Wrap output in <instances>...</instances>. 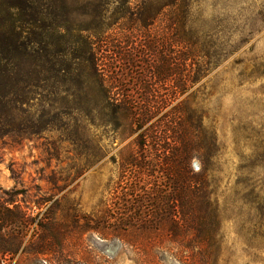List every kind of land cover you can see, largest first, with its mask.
Wrapping results in <instances>:
<instances>
[{
	"label": "rangeland",
	"instance_id": "rangeland-1",
	"mask_svg": "<svg viewBox=\"0 0 264 264\" xmlns=\"http://www.w3.org/2000/svg\"><path fill=\"white\" fill-rule=\"evenodd\" d=\"M162 2L68 0L73 27L90 30L83 34L95 43L111 96L141 107L143 93L158 111L141 130L120 116L110 123L97 92L87 95L69 75L62 84L51 79L48 97L31 104L43 130L18 143L0 139V205L16 207L13 230L0 224V248L11 250L0 264H205L155 234L126 232L117 219L125 159L137 153L140 132L169 122L180 101L202 114L217 145L208 175L221 248L206 264H264V0H190L189 24L214 51L199 58L198 81L195 58L180 60L187 48L177 44L174 9L161 10ZM141 3L153 13L144 26L118 20V11L138 13ZM155 67L165 76L150 74ZM190 164L201 169L197 158Z\"/></svg>",
	"mask_w": 264,
	"mask_h": 264
},
{
	"label": "trees",
	"instance_id": "trees-1",
	"mask_svg": "<svg viewBox=\"0 0 264 264\" xmlns=\"http://www.w3.org/2000/svg\"><path fill=\"white\" fill-rule=\"evenodd\" d=\"M108 6L101 5L103 11ZM190 7V0H164L161 10L174 9L177 44L187 48L180 60L186 63L195 58L198 81L203 64L199 58H212L214 51L212 44L202 42L189 24ZM70 15L68 0H0V139L18 143L37 136L43 122L31 114L33 100L48 97L51 79L62 84L68 75L87 95L99 94L94 98L110 117L108 122L114 123L120 116L141 130L153 119L158 102L149 96L141 94V107L132 106L128 98L111 96L104 72L96 62L95 43L83 34L90 30L75 29ZM116 15L118 20L130 19L140 26L153 18L146 3L139 4L138 13L121 10ZM128 62L134 67V60ZM154 72L150 74L165 76L159 67ZM184 81L180 80L179 86ZM173 110L169 122H157L140 132L137 153L124 161L126 199L119 200L126 204L120 208L124 212L117 218L118 225L130 234H155L161 246L169 242L182 255L188 252L201 256L205 264L210 260L212 263L221 248L220 220L208 175L217 153L216 139L203 125L202 114L189 109L186 101H180ZM193 158L201 162L198 171L191 167ZM15 211L16 207L0 205V224L6 223L9 231L15 227ZM6 251L11 250L0 248V254Z\"/></svg>",
	"mask_w": 264,
	"mask_h": 264
},
{
	"label": "built area",
	"instance_id": "built-area-1",
	"mask_svg": "<svg viewBox=\"0 0 264 264\" xmlns=\"http://www.w3.org/2000/svg\"><path fill=\"white\" fill-rule=\"evenodd\" d=\"M8 261H9V259H4L1 262H2V264H8Z\"/></svg>",
	"mask_w": 264,
	"mask_h": 264
}]
</instances>
